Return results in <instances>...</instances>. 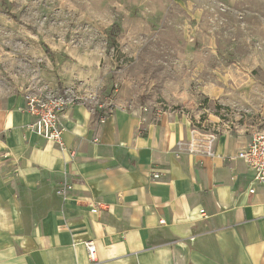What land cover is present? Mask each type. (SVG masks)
<instances>
[{
    "label": "crops",
    "instance_id": "crops-1",
    "mask_svg": "<svg viewBox=\"0 0 264 264\" xmlns=\"http://www.w3.org/2000/svg\"><path fill=\"white\" fill-rule=\"evenodd\" d=\"M25 105L0 99V264H264V184L236 157L255 130L219 125L211 156L188 148L179 107L81 100L60 114L62 149Z\"/></svg>",
    "mask_w": 264,
    "mask_h": 264
},
{
    "label": "rangeland",
    "instance_id": "rangeland-1",
    "mask_svg": "<svg viewBox=\"0 0 264 264\" xmlns=\"http://www.w3.org/2000/svg\"><path fill=\"white\" fill-rule=\"evenodd\" d=\"M72 85L101 112L264 129V0H0V99Z\"/></svg>",
    "mask_w": 264,
    "mask_h": 264
},
{
    "label": "built area",
    "instance_id": "built-area-1",
    "mask_svg": "<svg viewBox=\"0 0 264 264\" xmlns=\"http://www.w3.org/2000/svg\"><path fill=\"white\" fill-rule=\"evenodd\" d=\"M75 85L66 86L58 92H44L42 90H28L24 97L25 109L33 117L29 127L38 135L53 141L63 149V127L60 123V114L63 110L71 107L83 98ZM93 100V98H88ZM105 118H102L103 121ZM191 136L188 141V148L191 151L203 148L208 155H214V145L218 137L219 128L213 130L201 126L192 125ZM254 172V181L257 184H264V129H257L252 133L249 142L236 154ZM158 176V174H156ZM255 189L251 188L250 192ZM163 222L164 220H160ZM88 256L91 261L96 260V244L93 240L85 243Z\"/></svg>",
    "mask_w": 264,
    "mask_h": 264
}]
</instances>
